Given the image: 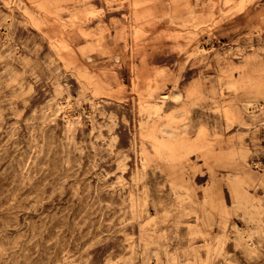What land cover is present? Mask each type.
Wrapping results in <instances>:
<instances>
[{
	"label": "rangeland",
	"instance_id": "obj_1",
	"mask_svg": "<svg viewBox=\"0 0 264 264\" xmlns=\"http://www.w3.org/2000/svg\"><path fill=\"white\" fill-rule=\"evenodd\" d=\"M0 264H264V0H0Z\"/></svg>",
	"mask_w": 264,
	"mask_h": 264
}]
</instances>
